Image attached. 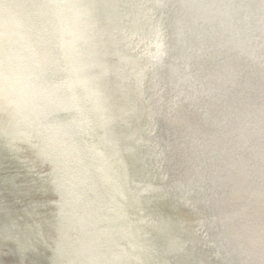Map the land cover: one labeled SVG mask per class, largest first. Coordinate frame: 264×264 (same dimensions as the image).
Instances as JSON below:
<instances>
[{
    "label": "bare ground",
    "instance_id": "6f19581e",
    "mask_svg": "<svg viewBox=\"0 0 264 264\" xmlns=\"http://www.w3.org/2000/svg\"><path fill=\"white\" fill-rule=\"evenodd\" d=\"M9 1L0 0V142L7 150L21 153L24 166L30 170L35 164H47L50 177L59 181L54 188L61 195L66 189L60 182H67L69 197L59 195L58 200L64 202L60 201L56 216L57 210L25 204L15 194L13 199H18L20 206L13 217L9 215L7 225L0 222L1 241L12 244L19 254L39 253L48 264L153 261L147 260V254L123 226H117L123 241L114 244L110 221H119V202L109 204L94 184H81L68 173L69 159L79 165L83 158L76 157L82 147L78 150L72 138L73 125L82 135L90 133L89 139L82 138L85 143L79 138L87 154H91L87 148L92 147L93 133L117 150L119 160L128 166L140 164L146 190L156 199L164 219L162 226L179 235L174 236L176 251L186 253L189 264L192 257L195 264H228L231 260L264 264V199L252 198L246 191H224L223 200L214 207L222 240L215 242L209 236L208 243L198 231L208 234L213 219L209 221L196 205L200 193L196 194L195 185L185 189L173 181V148L166 146L170 137L165 123L172 115L167 116L160 99L161 85L164 79L172 86L177 80L185 81L184 61H192L196 55L193 44L187 43L196 25L180 24L181 45L177 47L181 61H174L172 47L177 36L174 31L172 35L170 24L176 10L169 0H31L33 11L38 10L40 16L38 26L31 22L33 13L23 11L24 0H18L16 10ZM192 1L193 5L200 3ZM258 1L253 0L251 6ZM190 6L187 16H195ZM230 22L233 24L232 18ZM209 26L212 31L204 32L205 41L211 38L215 46L219 38L214 36V24ZM40 28L48 36L45 41L36 33ZM251 32L264 36L257 29ZM247 34L234 32L227 45L236 53L237 40L241 48L254 46ZM257 55L264 70V50L257 48ZM176 85L179 91L181 84ZM196 86H201L197 78L192 82L194 90ZM195 91L197 103L208 105L199 94L201 90ZM209 106L216 109V104ZM64 110L72 113V121L54 122L51 116ZM66 125L70 128H64ZM95 152L99 156L103 153L99 147ZM256 178L264 185V165L257 167ZM103 203L111 207L112 216L104 213Z\"/></svg>",
    "mask_w": 264,
    "mask_h": 264
},
{
    "label": "rangeland",
    "instance_id": "374dc122",
    "mask_svg": "<svg viewBox=\"0 0 264 264\" xmlns=\"http://www.w3.org/2000/svg\"><path fill=\"white\" fill-rule=\"evenodd\" d=\"M169 1L176 10L172 13L170 24L172 35L174 31L178 43L172 47L175 49L174 55H171L174 61H181L178 56L181 49L177 47L181 45L180 24L186 21L196 25L187 42L189 46L193 44L191 49L194 53L196 50V55L192 61H184L185 81H176L181 84L180 90L176 83L172 86L166 79L161 85L163 91L160 99L166 107L167 116L172 115L171 119H165L170 137L166 146L168 150L173 148L171 173L173 181L183 188L189 189L195 185L198 190L196 194L201 195L197 196L196 205L203 216H209V221L213 219L211 237L219 242L222 239L214 221V207L223 200L224 191H246L252 198L264 199V185L256 178L257 167L264 165V70L260 67L262 61L257 57V48L264 50L261 48L264 47V36L251 32L255 29L260 34L264 32V0H257L258 4L253 5L256 7L251 6L253 0H199L200 3L195 2L194 5L192 0ZM221 1L228 2L223 3L222 7ZM188 4L192 5L195 16H187L191 8ZM183 14L187 18L182 17ZM209 25L214 27V36L219 38L215 46L211 38L205 41L204 32L210 31ZM242 31L244 35L249 33L247 35L254 46L241 48V42L237 40L235 44L239 48L236 53L235 48L228 46L226 41L233 39L234 32L240 35ZM247 35L245 38H248ZM243 50H246V54ZM180 63L182 65L183 62ZM195 78L201 82V86L197 85L195 90H201L199 94L205 102L208 105L216 104V110L219 109L224 116L219 128L209 125L208 119L204 118L210 107H204L202 102L197 103L195 94L198 91L192 87ZM218 103L223 105L218 106ZM223 248L229 254L225 246ZM210 249L214 251L215 245ZM9 258L8 255L3 256L2 264H12ZM232 262L236 264L234 260L228 264Z\"/></svg>",
    "mask_w": 264,
    "mask_h": 264
},
{
    "label": "water",
    "instance_id": "95a60500",
    "mask_svg": "<svg viewBox=\"0 0 264 264\" xmlns=\"http://www.w3.org/2000/svg\"><path fill=\"white\" fill-rule=\"evenodd\" d=\"M9 2L13 4V9L16 10L15 4H17L18 0H10ZM31 2V0L23 1V4H21L23 11L28 12L29 9V12L33 13L31 15V22H40V16L37 14L38 10L33 11L30 5ZM2 3L4 4V1ZM36 24L38 26V23ZM36 33L40 38L44 39V41L48 37L45 35V31L42 28H40V30L38 29ZM71 114V112L65 111L57 114L55 113L51 118L56 123L59 122V120L66 121L70 119V121H72ZM70 127L73 133L72 138L76 141L75 145L77 149L79 150L80 145L82 147V152L80 151V155L76 157L79 156V158L83 157L84 159L82 158L80 160L79 165L69 159L71 167L68 173H70L71 176L73 174L76 180H80L81 184H94V187L96 186L100 190L99 193L102 192L103 198L105 199V196L107 197L109 204L113 202L112 200L119 202V207H115L120 210L121 216L119 221L117 222L115 219V221H110L114 229L112 237L114 244L122 243L123 237L119 235L117 226H123L125 227V232L128 234L130 233L131 237H134L137 246L139 244L147 254V260H153L150 261L151 264H189L188 255L176 251V240L174 236L179 237V235L168 232L167 229L162 226L164 219L161 216L159 208L157 209L156 199H153L146 190V186L143 182L144 176L141 175L140 164L138 165L135 163V166H128L129 163L123 159L119 160L120 155L117 153V150L115 151L111 145L96 138L93 133H91L92 137L90 140L92 142V147L87 148L91 154H87L81 141H83V139H89L90 133H84V135H82V132L77 131L73 125H70ZM70 127L66 125L64 128ZM98 147L103 152L100 156L95 152V149ZM78 150L75 151L76 154ZM38 168L41 169L43 173L35 170ZM46 169H48L47 164L42 166L35 164V168L33 166L34 171L30 170L24 166L21 153H16L15 150H7L0 142V222L6 224L10 219L9 215L12 214L11 217H13V214L17 213L20 204L16 201L18 199H13L15 194L25 204H43L44 208L49 209L51 212H53L52 208L57 210V216L60 204L64 202V199L69 197L67 195V191H69V189H67L68 183L60 182L65 184L62 188L66 189V191L60 195L53 186L56 182L59 184V181L51 178ZM5 178L7 180H3ZM59 195L60 197H64V199H62L63 201L58 200ZM60 201L62 202L60 203ZM103 208L105 210L104 213L112 216L111 207L104 206L103 203ZM107 208L110 210L106 211ZM59 218L61 219V215ZM200 230L201 231H198V233L200 232L201 235L205 236L209 243L208 237H211V232L204 234L202 231L203 229ZM182 237L183 236H181V238ZM210 244L212 245V243ZM189 250L190 247L189 249L187 248V253H189ZM196 250L197 249L193 252L197 253L198 251L196 252ZM35 254L36 253L31 251L19 254L13 249L12 244L1 241L0 238V264L3 263L2 257L6 255L10 256L9 260L12 261V264L13 262L15 264H33L34 262L35 264H48L44 260L43 255L39 253L37 255ZM197 255H199V252ZM192 260L193 262H191V264L197 262L196 258L194 259L192 257ZM7 263H10V261ZM126 264L137 263H133L129 259L126 261ZM138 264L148 263L139 262Z\"/></svg>",
    "mask_w": 264,
    "mask_h": 264
},
{
    "label": "trees",
    "instance_id": "16d2710c",
    "mask_svg": "<svg viewBox=\"0 0 264 264\" xmlns=\"http://www.w3.org/2000/svg\"><path fill=\"white\" fill-rule=\"evenodd\" d=\"M223 104L221 103H218V106H221ZM208 105H204V107H207ZM210 107V115H209V112L207 114H205L204 118L206 117L208 119V124L209 125H216L217 128H219L223 121H224V116L223 114L221 113V111H219V109H215L213 106H209ZM211 112H214V113H211ZM215 116H214V115Z\"/></svg>",
    "mask_w": 264,
    "mask_h": 264
}]
</instances>
